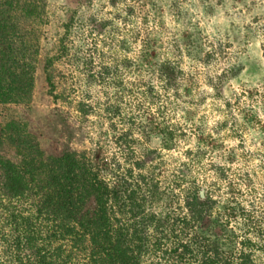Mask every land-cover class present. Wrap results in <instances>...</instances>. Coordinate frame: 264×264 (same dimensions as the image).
<instances>
[{
  "label": "rangeland",
  "instance_id": "obj_1",
  "mask_svg": "<svg viewBox=\"0 0 264 264\" xmlns=\"http://www.w3.org/2000/svg\"><path fill=\"white\" fill-rule=\"evenodd\" d=\"M142 1L47 0L44 22L29 24L40 43L31 101L0 104V154L18 158L4 130L15 119L47 155L68 148L106 161L110 181L127 175L139 190L138 174L152 171L174 204L163 197L148 210L187 213L192 178L219 201L264 206V0H156L161 21ZM150 27L162 33L160 58L178 71L171 84L128 65ZM186 31L201 40L202 56L187 54ZM152 122L175 131L170 149L159 134L146 135ZM181 175L180 187L174 179Z\"/></svg>",
  "mask_w": 264,
  "mask_h": 264
},
{
  "label": "trees",
  "instance_id": "obj_2",
  "mask_svg": "<svg viewBox=\"0 0 264 264\" xmlns=\"http://www.w3.org/2000/svg\"><path fill=\"white\" fill-rule=\"evenodd\" d=\"M142 2L162 20L156 0ZM46 6L47 0H0V104L31 101L40 43L29 24L44 22ZM72 21L65 25L67 32ZM157 30L147 29L138 60L127 62L134 71L152 70L171 84L178 71L160 58L163 42ZM183 37L187 54L202 56L201 40L189 31ZM171 44L181 52L177 42ZM47 82L52 93L50 77ZM152 123L144 126L146 135L159 134L170 149L175 131ZM4 130L18 158L0 154V264H264L263 205L219 201L192 178L183 195L187 213H157L146 205L163 197L166 206L174 202L152 171L138 174V190L127 175L107 179L110 166L99 157L68 148L47 155L26 122L10 120ZM136 165L142 170L145 162ZM129 176L134 177L132 171ZM174 181L181 187L185 177Z\"/></svg>",
  "mask_w": 264,
  "mask_h": 264
},
{
  "label": "water",
  "instance_id": "obj_3",
  "mask_svg": "<svg viewBox=\"0 0 264 264\" xmlns=\"http://www.w3.org/2000/svg\"><path fill=\"white\" fill-rule=\"evenodd\" d=\"M200 195H201L202 197H204V191H203V190L200 191Z\"/></svg>",
  "mask_w": 264,
  "mask_h": 264
}]
</instances>
